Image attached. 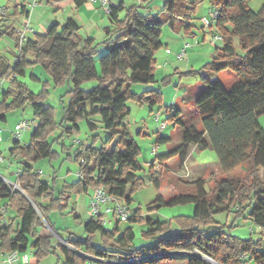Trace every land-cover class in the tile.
<instances>
[{
	"label": "trees",
	"instance_id": "16d2710c",
	"mask_svg": "<svg viewBox=\"0 0 264 264\" xmlns=\"http://www.w3.org/2000/svg\"><path fill=\"white\" fill-rule=\"evenodd\" d=\"M55 1L47 0L48 3ZM84 1L74 0L76 6ZM203 1L163 0L155 14L143 11L148 6L141 4L129 7L123 3L111 5L108 15L112 27L104 28L105 39L99 43L82 37L80 26L72 18L62 24L55 22L46 33H35L33 38L24 41L15 28L6 26L0 29V37L13 38L16 47L12 53L13 63L8 62L0 51V79H8L10 83V87L0 94V123L6 122L9 112L26 105L31 106L37 120L29 142L25 144L14 139L10 147V153L18 158L20 166L17 176L20 190L12 189L0 180V200H7L16 214L9 223L2 224L0 212V250L25 252L31 247L35 249L33 258L38 262L58 249L62 256L60 264H85L82 255L54 240L50 230L57 235L60 233L50 215L68 209L74 194L93 192L99 186H103L111 198L124 200L128 207L132 193L145 184L136 174L142 166L137 159L134 139L125 127L130 113L127 101L133 99L152 104L157 102L161 93L155 89L133 92L131 85H148L156 81L155 54L163 45L160 35L165 23L174 32L181 27L187 38L196 36L193 17ZM205 1L209 10L217 8L219 11L215 23L206 31H214L212 36L219 35L223 44L219 47L214 43L212 60L205 62L198 71L192 69V73L230 71L239 79L229 89L220 80L204 79L207 86L196 98L202 129L185 128L182 142L165 153L158 152L155 159L161 166L172 158L184 164L192 146L199 150L211 148L216 152L222 172L229 173L240 166L246 175L215 179L212 171L208 180L213 186L209 190L202 176L192 181L189 192L167 198L158 194L149 204V211L191 202L194 204L193 215L178 217L179 228L170 233H167V222L145 220L149 228L143 236L151 238L152 242L139 247L133 246L132 227L121 232L118 219H115L113 228H108L100 219L88 217L82 221L83 233L79 235L63 228L67 235L60 238L87 254L132 261L117 264H139L181 256L182 253H170L174 251H192L195 256H187V264L264 262V250L258 241L231 235L213 219L214 213L228 212L237 219H249L257 228H264V130L258 120L264 116V3L258 11H253L247 0ZM22 8L17 10L18 14L24 12ZM121 11L124 16L119 19ZM24 14L27 16L28 11ZM203 28L202 32L205 31ZM234 38L238 40L237 46ZM100 46L104 51L97 59L98 70L95 56ZM30 55L32 60H28ZM30 65H40L55 84L67 82L69 86V102L63 108L62 117L64 133L57 136V140L78 131L77 122L80 120H85L93 132L96 126L91 119L94 116H99L105 134L99 148L94 145L96 134L91 136L88 145L81 140L70 144V147L75 146L74 153L67 155L78 163L82 175L75 182H64L57 191L55 177L52 183L41 180L32 165L39 158L57 155L52 144L54 138L50 137L58 122L54 108L44 104V94L38 96L18 81L19 75H24L26 66ZM175 70L180 74L191 72ZM89 82L92 84L87 87ZM166 112L168 120L181 123L178 109L167 106ZM168 141L161 136L156 139L157 144ZM109 145L112 148H108ZM154 162H151L150 181L159 188L160 179ZM16 218L19 219L18 225L14 222ZM126 220L129 223L144 221L139 208L129 209ZM30 237L33 241L29 244ZM159 252L165 254L143 259Z\"/></svg>",
	"mask_w": 264,
	"mask_h": 264
},
{
	"label": "rangeland",
	"instance_id": "374dc122",
	"mask_svg": "<svg viewBox=\"0 0 264 264\" xmlns=\"http://www.w3.org/2000/svg\"><path fill=\"white\" fill-rule=\"evenodd\" d=\"M38 0H34L37 2ZM137 0H127L126 4L131 5L136 3ZM153 2V5L160 4L159 7H152V14L157 13L163 0H156ZM32 2V4L34 3ZM40 2V1H39ZM43 3H47V0H42ZM38 3L39 7L35 8V12L38 14L43 13V10L47 7L43 4ZM264 0H247L248 7L253 11H258L263 5ZM208 3L204 0L201 4L198 5L196 9V14L193 17V23L195 25L194 31L197 35H202L203 32L201 27L202 16H208L207 12ZM34 8V7H33ZM146 10L145 8L142 9ZM7 8L5 6L0 7V17L4 16ZM203 30H207L203 28ZM214 32V31H213ZM213 32H205L206 39L204 42L197 43L194 38L189 37L185 38L183 34H177L173 32L169 25L165 23L162 27V33L160 35V41L162 42V48L155 54V58H158L157 64H161L155 68V79L156 81L152 84H132L133 92H142L147 89H155L161 93L157 102L148 103L142 102L139 103L136 100L130 99L127 101V106L130 109V113L125 120V127L129 132L130 136L134 139V143L138 149L137 159L141 164L142 168L136 174L142 180L145 181V184L140 188L136 189L131 195V202L128 204V207L131 211L135 209H140L142 213L143 222H133L129 223L128 220L120 221L119 227L121 232L125 230L128 226L132 227L134 232L133 246L139 247L145 244L152 242V239H148L143 236V232L146 231L149 227L145 223V220L159 219L160 221L167 222L169 229L167 233L173 232L179 228L177 221L178 217H191L194 211V204L189 202L185 204H176L171 206H162L158 210L149 211V204L156 198L158 194L163 195V197H170L172 194L176 193H186L192 189V181L198 177L204 176L206 180V188L209 190L213 186V182L208 180L209 173L213 171V176L215 179L231 178L235 176L244 177L246 171L243 167H236L229 173H224L219 168L218 158L216 152L211 149L195 150V152H190L191 158L187 160L185 164H180L177 158H172L167 162L168 167L163 165L157 166L154 164L155 171H158V176L160 179V187L156 188L153 183L150 181V170L151 162L154 159V153L152 151L153 146H155L159 153L166 152L178 146L182 142V135L185 128H191L192 126L198 130H201V123L198 118L196 98L199 93L206 88L207 83L204 79H207L211 82L220 80L225 87L228 89L239 79L234 73L230 71H222L219 73L204 71L198 75L192 73V69L198 71L199 68L209 60H212L213 57V46L211 43V38ZM211 37L210 39H208ZM201 40V36L198 37ZM188 42L189 48L186 50L185 58L182 60L175 61L179 69L191 70L189 74H180L175 72L176 70L170 66V63L167 62V55L164 51L176 50L179 45H183ZM12 43V44H10ZM211 43V48L209 47ZM222 41L217 42V46H222ZM234 44L237 46L238 40L234 38ZM14 45V39L8 36L0 37V51L6 52L9 48ZM209 47V48H208ZM209 49V50H208ZM103 48L99 50V53L95 56L96 67L99 70V64L97 59L103 52ZM7 53V52H6ZM3 53L7 58L8 62L14 61V58L10 55ZM170 57V56H168ZM172 58V57H171ZM32 55L28 56V60H32ZM174 60V59H171ZM164 66L163 64H165ZM18 81L24 83L27 88H29L33 93L41 96L44 94V104L47 106H52L56 112V121L58 122L57 128L54 133H51L50 139L54 138L52 141L53 148L57 152V155L53 157H42L37 159L32 163L35 170L40 169L41 173L39 175L40 179L52 183L53 177H55L56 191L62 186L64 182H75L78 179V170L79 165L74 160L69 159L67 153L71 155L74 153V147H70V144L73 140H81L86 145L90 143L91 136L96 134V139L94 145L96 148H99L103 141L105 140V134L100 123L99 116L92 117L91 121L95 124V130L92 132L89 130L86 121L80 120L77 122L79 130L64 136L63 139H58L57 136H60L64 133L63 125V108L69 102L68 84L58 83L55 84L49 73L45 72L40 65H30L26 66L24 75H19ZM92 82H89L87 87L91 86ZM1 89L4 91L10 87L8 79H0ZM86 88V87H85ZM41 94V95H40ZM172 106L173 108L178 109L180 115L179 118L181 123H175L167 119L168 114L166 112V107ZM159 114L161 118H164L167 122V126L162 131H158V121L157 115ZM32 108L30 105H26L23 109L19 108L13 110L7 114L6 122L0 123L1 136H5V139L1 141L0 139V153L4 157L3 163L0 164V174H2L6 179L14 182L17 180L16 174V160L10 153V147L12 146V136H14L15 128L14 125L19 121V119H32L33 116ZM259 123L264 130V116L259 117ZM70 125V124H69ZM13 130V132H11ZM141 132V133H140ZM5 133V134H4ZM31 131L30 129H23L20 131L19 139L22 142H29ZM158 136L166 137L169 139L168 143L157 144L156 139ZM64 145V146H63ZM69 147V150H68ZM108 148H112V145H109ZM198 164L192 166V163ZM16 165V166H15ZM18 184V183H17ZM8 185V184H6ZM18 190H20L18 184ZM90 194V193H89ZM92 195V192H91ZM90 196H87V210L89 209ZM75 194L71 196L70 202L74 201ZM119 200V199H118ZM123 205H127L124 200H119ZM79 205L80 213L86 212V204L83 201H77ZM71 203H69L68 209L60 213H52L50 219L58 229L60 235L51 232L54 240L61 241L66 245L71 251L76 254L84 255L86 252L77 249L71 244L63 241L60 236L66 237L63 228H68L69 231H73L74 234H82L83 228L80 226L79 222H76V214H70ZM104 208V207H103ZM103 211V210H102ZM87 217H91L88 213ZM105 217L109 218L108 215ZM213 219L216 225L223 227L225 231L229 234L237 236L244 240H252L253 242H259V246L264 250V228H255V226L246 218H235L233 213L228 212H217L213 214ZM115 225V219H111L107 222L108 228H113ZM63 229V230H62ZM262 231V232H261ZM31 238V237H30ZM33 241L31 238L29 244ZM54 244V242H53ZM30 246V245H29ZM35 249L28 247L24 252L28 254L29 261L27 264H60L62 261V256L58 249L56 252H50L44 259L36 262L33 258ZM196 252V251H195ZM187 256H195V254L190 251H186L181 254V256H171L170 259H157L152 262H144L139 264H187ZM20 264V263H14ZM21 264H24L23 262ZM216 264V263H215ZM247 264H259L255 260H248ZM261 264H264L262 262Z\"/></svg>",
	"mask_w": 264,
	"mask_h": 264
},
{
	"label": "crops",
	"instance_id": "0c3cea01",
	"mask_svg": "<svg viewBox=\"0 0 264 264\" xmlns=\"http://www.w3.org/2000/svg\"><path fill=\"white\" fill-rule=\"evenodd\" d=\"M126 1L127 0H110V4L113 6H117L120 3H123L124 6L129 7L130 5L126 4ZM151 1L152 2H150V0H147L145 2L144 0H137L136 1L137 4L132 3L131 5L141 4L144 6H148V9L146 8V10H144V11H146V12L150 11L152 13V11H151V6L153 5L152 3L157 2V1L156 0H151ZM32 2H34V0H0V7L5 6L7 8V11L4 14V16L0 17V29L5 28L6 26H11L12 28H15L17 30V32H19L18 33L19 36H20V32H23L25 39L26 38H33V35L35 33H40V34L46 33L48 31V29L55 22H59L62 24L68 18H72L80 26L79 33L82 37L92 38L96 43H99L105 39L104 28L108 27V26L112 27V23H111V19H110L109 15L104 11V9L101 7L100 3L97 1L94 2L91 0H86L82 4L77 5V6H76L74 0H56L55 2H51L48 4L43 3L42 0H38L37 2H34L33 4H32ZM37 3H38V5L40 3H43L47 7L46 9L43 10V13H41V14H38V12H35V10H36L35 8L39 7L38 5H36ZM147 3H149V4L147 5ZM159 5L160 4L153 5L152 7H154V6L159 7ZM21 6L23 7L22 11H24V12H22V14H18L17 10L19 11ZM208 7H207V11L209 10ZM25 11H28L27 16L24 14ZM157 11H158V9H157ZM123 16H124V11L119 12V19H122ZM175 32H177V34H181V35L183 34L181 27L178 28V30ZM205 32L206 31H204L202 35H197L194 38V40L197 43H200V41L204 42L206 39V34H207ZM200 36H201V40L198 38ZM185 38H187V37H185ZM210 38L211 37H209L208 39H210ZM10 44H12V43H10ZM215 44L217 45V41ZM181 46L182 45L180 44L179 47L176 48V50H171L169 48L168 51L167 52L164 51V53L167 55L166 61L170 63V66H172L174 69H177L180 72H185L186 70L179 69V67L177 66V63L175 61V54L179 51ZM209 47L211 48V43H209ZM101 48H103V47L100 46L99 50ZM103 50H104V48H103ZM14 51H16L15 44L12 45V47L9 48V50H6L7 53L6 52H3V53H6V55L10 54L13 57L12 53H14ZM1 53H2V51H1ZM168 56H170V57H168ZM171 59H174V60H171ZM156 60L158 61L157 57H156ZM163 65L166 66L167 65L166 62ZM158 66H161V64H156L155 67H158ZM6 119H7V116H6ZM32 119L37 121L34 117ZM14 128H15V125H14ZM11 132H13V130H11ZM4 139H5V136H1V141ZM14 139H15L14 136H12V142L14 141ZM22 143H25V142H22ZM27 143L28 142H26L25 144H27ZM195 150H198L196 148V146H192L190 148V152H195ZM190 152H189L185 162H187V160H190V158H191V156H189ZM162 153H165V152H161L160 154H162ZM14 159L16 160V165H17V166L15 165L16 168L20 167L17 164L18 158H14ZM185 162H184V164H185ZM162 165L164 167H168L167 162L163 163ZM195 165H198V164H195L193 162L192 166H195ZM38 170H40V169H38ZM18 171H20V168H17L16 173ZM78 172H79V170H78ZM90 195H91V191H89L86 194H78L75 196L74 201L70 202L71 203L70 211L71 210L72 211L69 213L70 214H72V213L76 214V217H78V218H76L75 220H76V222L80 223V226L82 225V221L84 219L88 218L87 215H88L89 211L87 210V200H88L87 196H90ZM81 200L83 201L84 204H86V208H85L86 212H84V213H80L79 208H78L79 205H77V201H81ZM0 212L2 214V219H1L2 224L9 223L10 218H14L16 215L14 209H12L9 206L7 200H0ZM14 222H15V225H18L19 219L16 218ZM255 228H257V227H255ZM6 253L7 252L0 250V264H7L3 261ZM17 262L21 264V261L18 260Z\"/></svg>",
	"mask_w": 264,
	"mask_h": 264
},
{
	"label": "built area",
	"instance_id": "2783aa9c",
	"mask_svg": "<svg viewBox=\"0 0 264 264\" xmlns=\"http://www.w3.org/2000/svg\"><path fill=\"white\" fill-rule=\"evenodd\" d=\"M91 1H97L100 3L101 7L104 9V11L109 14L111 9L110 0H91ZM218 9H210L208 11V16L202 17V23L203 26L208 28L211 24L215 23V20L218 16ZM20 38L22 41H24L25 37L23 35V32H20ZM222 38L219 35H213L211 38V43H216V41H221ZM189 48L188 42L184 43L179 51L175 54V58L177 60H182L185 58L186 50ZM2 92L1 85H0V94ZM157 115V121H158V131H162L167 126V122L164 118H161L159 114ZM37 124V121L34 119H19V121L15 125V133L14 138L19 139L20 137V131L23 129H33ZM0 139H1V128H0ZM79 140H73L71 143H77ZM152 151L154 153V164H157V166H160V163L156 158L158 151L155 146H153ZM4 157L0 153V164L3 163ZM36 173L40 174L41 170H36ZM17 176L19 174V171L16 173ZM81 172H78V176L81 177ZM0 180H2L4 183L8 184L9 187L12 189H18V182L15 180L14 182H11L10 180L6 179L2 174H0ZM104 207V208H103ZM103 210V211H102ZM90 216H93L95 218H98L102 221V223L107 226V222L111 219H118L120 221H125L129 215V208L127 205H123L121 202H119L118 199L111 198L105 188L103 186H99L95 188L92 192V195L90 197V203H89V209H88ZM105 215H108L109 218L105 217ZM185 251H174L170 252L172 254L176 253H184ZM165 254L164 252H159L152 254L151 256L143 257V259H147L149 257H156L161 256ZM85 259V264H117V263H125V262H132L131 260H119L115 258H104L99 256H94L90 254H84L82 255ZM21 261L24 264H27L29 261L28 254L24 252H20L18 250H14L12 252L6 253L4 256L3 261L7 264H14L17 261Z\"/></svg>",
	"mask_w": 264,
	"mask_h": 264
},
{
	"label": "water",
	"instance_id": "95a60500",
	"mask_svg": "<svg viewBox=\"0 0 264 264\" xmlns=\"http://www.w3.org/2000/svg\"><path fill=\"white\" fill-rule=\"evenodd\" d=\"M199 256L207 259V257H205V256H202V255H199ZM209 260L212 261L211 259H209ZM212 262H214V261H212ZM214 263H215V262H214ZM216 264H217V263H216Z\"/></svg>",
	"mask_w": 264,
	"mask_h": 264
}]
</instances>
